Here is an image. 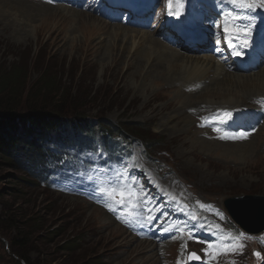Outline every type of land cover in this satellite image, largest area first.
I'll list each match as a JSON object with an SVG mask.
<instances>
[{"label":"rangeland","instance_id":"374dc122","mask_svg":"<svg viewBox=\"0 0 264 264\" xmlns=\"http://www.w3.org/2000/svg\"><path fill=\"white\" fill-rule=\"evenodd\" d=\"M76 1L83 8H88L77 9L79 13L100 18L107 25L111 23L106 0ZM157 1L165 2L160 20L166 15V7L177 4L176 0ZM247 2L255 7H240L236 14H249L250 10L264 11V0ZM98 4L101 7L98 6L96 11L103 16L93 12V6ZM59 7L37 0H0V69L8 68L18 60L19 55L26 61L37 53L41 58L50 59L54 67L57 63H65V71L61 73L63 84L68 87L75 80L88 85L91 77L87 72H94L97 96L88 103L84 117L109 120L115 125L120 124L122 129L139 125L137 132L144 136V140L133 142L132 155L124 161L122 172L126 183L133 182L134 187L145 196L128 197L130 207L123 208L122 195L111 188L116 179L90 176L82 171L78 178H55L51 181L54 178L49 172L51 169L43 171L42 179H38L21 166L11 167L9 161L0 159V264H187V256L193 249L200 256L204 255L203 264H264V234L238 240L228 234L219 219L210 216L213 205L227 211L226 202L235 197L264 196V118L256 125L263 127L256 136V145L262 143L263 148L258 153L257 166L251 170L248 166L253 163H244L237 154L239 148L234 146L250 142L248 136L245 140L228 138L219 142L208 137L202 128L198 129L199 122L194 111L231 107L215 105L190 110L189 115L193 118L189 133L172 141L168 134L157 129L161 115H152L151 112L174 93L163 90L168 85L163 84L159 76L153 75L154 72L144 80L145 72L139 62L128 66L123 59L110 58L109 44L112 39L109 33L112 27L129 29L131 26L114 23L89 38L79 17L70 11V17L75 20L74 30L68 24L61 32L59 23L64 25L66 16L57 12ZM69 9L74 10L75 6ZM48 13L57 15V21L49 19ZM157 29L160 30V27ZM103 38L109 41H103ZM29 72L27 90L36 78L31 68ZM76 72L78 75L74 80ZM199 83L194 81L188 85ZM176 86V90L185 95H197L196 88H199L188 87L187 84L182 87L179 83ZM151 95L157 99L144 106ZM260 98L264 97L254 99L257 100L253 102L256 104L254 109L264 103L259 101ZM51 100L52 97L45 103L49 104L47 102ZM250 110L259 115L260 109ZM204 116L201 117L202 122ZM191 135L198 136L199 147L189 154ZM206 141L228 145L213 147ZM50 147L59 152L54 146ZM82 157L96 162L100 156L88 151ZM156 185L166 190L169 199L159 197L158 189H154ZM175 188L180 189L179 193ZM149 196L156 206L145 204ZM136 200L141 206L132 208ZM150 213L153 218L161 217L172 224L166 232H173L175 223L177 235L169 242L154 243L139 240L131 231L120 226L121 221L123 223L129 217L143 225L139 220H144ZM235 224L240 226L237 222ZM113 229L122 234L115 240L122 246L115 249L106 238L114 234H107ZM102 232L104 236L99 238L98 233ZM138 242L150 246L147 249L143 247L139 254L135 251ZM222 246L235 250L224 252Z\"/></svg>","mask_w":264,"mask_h":264},{"label":"bare ground","instance_id":"6f19581e","mask_svg":"<svg viewBox=\"0 0 264 264\" xmlns=\"http://www.w3.org/2000/svg\"><path fill=\"white\" fill-rule=\"evenodd\" d=\"M60 6V9H56L57 12H59V14L65 13L63 15L66 16V19L63 20L64 25L62 22L59 23L61 32L66 29L68 24H71L72 27L69 28L74 30L73 26L75 20H72V17H70V11H72L73 15L79 17L78 19L80 20V23L82 22L83 31L85 30V34L89 38L97 35L102 31L103 27L112 26V23H108L107 25L106 22L103 23L102 20L100 21V18L98 19L89 14L79 13L77 10L79 8L73 10L69 9V7L64 8V5ZM186 11H189L192 15L197 14L193 9L186 8ZM49 17V19L57 21V15L52 14L49 15ZM209 23H212V21ZM112 28L113 30L109 33V38L112 39V41H110L111 44H109L110 58L115 60L123 59L124 62H127L128 66L132 65L134 62H139L142 71L145 72L144 80L149 79V76H152L151 72H154L153 75L159 76L163 84L168 85L164 87L163 90L174 93L172 94L173 97L164 101L151 112L152 115H161V119L157 124V129L162 130L166 135L168 134L169 139L172 141L189 133L193 118L189 113L190 110L193 111L192 109L198 107L203 109V106L210 107L215 105H225L223 108L231 107L232 109H236L245 107L246 110L243 111L248 112L249 108L252 110L257 109H254L253 107L256 106V104L254 105L253 103L257 101H254L255 98L264 97V66L249 73H236L228 70L223 64H220L217 59L210 55H197L193 51L187 49L186 46H184V49L181 52L180 50L170 47L157 38L156 34L159 35L161 30L154 29L155 31L149 32L148 30L132 29V27L129 29H122L113 26ZM256 33L255 31H251L249 34L251 36H256V41L259 42V45L254 50L257 51L258 55H261L264 52V34L260 35V33ZM66 37H68V35H66ZM106 40L108 39L103 38V41ZM100 41L102 42V40ZM108 50L109 49L104 50V52H107ZM106 55L107 54L104 56ZM194 81L200 83L196 85H188ZM177 83L181 84L182 87L184 85L186 87L187 84L188 87L199 86L202 88L200 91H197V95H185L176 90L175 86ZM156 99L155 96H149L144 102V106L149 105ZM262 128L263 127L261 126L257 133L253 132L247 137V140L249 139L250 141L247 144L234 145L239 148L237 154L243 159L244 163H253L248 166L249 170L253 169L256 165L258 153L263 148L262 143H258V146L256 145V142L258 141V137L256 136H258ZM253 134H255V136H253ZM196 136L191 135L190 141L192 148H190L191 150H189V154L199 147L197 141L198 136L197 138ZM206 143L213 147L228 145L209 141H206ZM199 150L202 151V147H200ZM263 232H260L259 234ZM109 233H114L106 237L109 242L114 244L113 249L122 246V244H117L118 241L115 242L116 238L122 237L121 232L118 229H113L109 230L107 234ZM103 236V232L98 233L99 238H103ZM149 246H146L143 242L140 244L138 242L135 251L140 254L143 247H146L147 249ZM197 257H200L198 253Z\"/></svg>","mask_w":264,"mask_h":264},{"label":"trees","instance_id":"16d2710c","mask_svg":"<svg viewBox=\"0 0 264 264\" xmlns=\"http://www.w3.org/2000/svg\"><path fill=\"white\" fill-rule=\"evenodd\" d=\"M65 66V63H57L54 67L50 59L34 53L31 60L23 61L19 55L8 68L0 69V159L9 161L11 167L21 166L38 179H42V172L50 164L54 169L71 161L69 149L76 150L82 143L90 144L95 137L103 141L110 137L108 147L115 137L144 140L137 132V124L122 129L120 124L109 120L84 117L88 103L97 96L95 74L88 70L91 80L84 85L79 80L76 82V72L74 84L68 87L63 84L61 73ZM30 68L36 78L27 90ZM50 97L51 102L46 104ZM50 145L59 152H54Z\"/></svg>","mask_w":264,"mask_h":264},{"label":"water","instance_id":"95a60500","mask_svg":"<svg viewBox=\"0 0 264 264\" xmlns=\"http://www.w3.org/2000/svg\"><path fill=\"white\" fill-rule=\"evenodd\" d=\"M229 215L251 234L264 231V196L246 195L226 202Z\"/></svg>","mask_w":264,"mask_h":264},{"label":"snow or ice","instance_id":"6c2138e0","mask_svg":"<svg viewBox=\"0 0 264 264\" xmlns=\"http://www.w3.org/2000/svg\"><path fill=\"white\" fill-rule=\"evenodd\" d=\"M230 2L234 5V6H239L242 8H247V9H253L255 7L254 4L248 3L247 0H230ZM170 8H171V4H170ZM169 14H172L171 11L169 12ZM227 17H230L231 19L235 20L237 17L234 16L232 13H227L226 14ZM232 31L231 26L229 25V23L226 21L224 26H223V33L225 35V38L228 39L229 44L231 45V39H229V34ZM237 55H239V53L237 52ZM225 115H231L230 113H226ZM209 247H212L211 245ZM223 247L224 252L230 251V250H235L234 248H227V247ZM219 252V250H217ZM256 255L259 257L260 254L256 253ZM193 258L195 259H199L198 257H195V254H193Z\"/></svg>","mask_w":264,"mask_h":264}]
</instances>
